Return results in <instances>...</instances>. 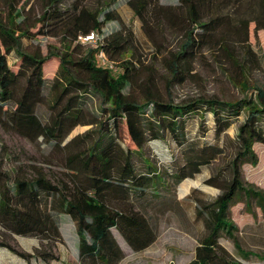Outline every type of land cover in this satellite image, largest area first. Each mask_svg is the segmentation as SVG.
<instances>
[{"label": "trees", "instance_id": "16d2710c", "mask_svg": "<svg viewBox=\"0 0 264 264\" xmlns=\"http://www.w3.org/2000/svg\"><path fill=\"white\" fill-rule=\"evenodd\" d=\"M157 1L128 0L127 5L157 53H160L162 44L157 41L149 17L155 21L158 34L161 32L158 29L160 23H166L168 29L179 33L176 48L167 50L166 56L161 58L167 74L163 85L167 90L192 76L191 64L210 40L218 50L227 52L222 42V35L227 31L234 30L237 35L241 32L247 40L250 21L264 26V0H177L176 13L158 6ZM2 3L5 10L0 11L4 13L2 18L0 16V121L28 141L48 139L59 146L76 125L95 124L92 120L78 121L80 97L90 92L102 105L103 121L99 123V133L104 135L99 134L86 144V136L90 134L86 131L62 145L64 149L70 148L61 166L62 182L53 184L37 171L29 179L18 178L2 188L0 227L17 236H36L41 240L52 237L60 241V217L67 216L69 221L66 224L76 236L75 258L79 264H116L122 258V252L112 230L133 252L146 249L155 240L146 217L134 206L143 202L141 195L156 182L153 178L159 180V176L146 159L142 163L147 172H136L132 156L139 153L149 140L160 139L164 131L176 135L189 115L202 116L209 112L216 134L242 115L235 134L234 153L228 161L229 178L222 187L218 186L220 192L211 206L201 205L196 211V215L205 214L207 233L187 263L242 264L230 258L217 240L222 230L229 237L231 231L236 230L232 216L228 217L233 213L236 193L258 198L264 206V198L249 187L251 184L245 183L247 186L241 180L243 166L261 167L255 150L264 149V89L257 84L249 87L241 78L239 85L243 94L233 102L200 98L178 104L163 102L153 92L156 81L152 75L144 83H138V64L131 57L120 60L125 53H130L133 45L130 30L120 28L100 38L95 47L82 48L78 43L79 35L93 32L99 36L106 23H120L112 11L90 10L79 0H73L67 8L61 9V0H44L38 16L30 19L23 13V5L18 6V0H2ZM38 36L59 37L63 42L61 51L43 56L20 51L22 38ZM245 48L248 49L247 45ZM99 51L113 65H118V74L97 67L95 56ZM10 52L15 60L8 64L6 58ZM53 64L57 66L47 82L44 69L49 74ZM132 85L144 89L146 96L142 101L123 93ZM45 86L52 95L51 108H58V111L49 121L42 123L34 108L41 103V90ZM120 130L126 139L123 148L117 142L122 141ZM74 146L76 150H73ZM221 154V148L204 145L197 152L185 155L181 163L176 162L174 172L169 176L174 184H178ZM1 176L2 173L0 180ZM212 181L213 177L208 178L204 184L212 186ZM190 194L188 198L192 197ZM0 248L24 262L30 258L45 264L57 260L50 250L22 253L2 241ZM235 248L245 255L237 244Z\"/></svg>", "mask_w": 264, "mask_h": 264}, {"label": "rangeland", "instance_id": "374dc122", "mask_svg": "<svg viewBox=\"0 0 264 264\" xmlns=\"http://www.w3.org/2000/svg\"><path fill=\"white\" fill-rule=\"evenodd\" d=\"M18 1V6L24 7L23 13L25 12L30 19H33L40 13L44 0ZM72 1L61 0V9L67 8ZM79 1L90 10L112 11L119 17L123 26L117 22L106 23L101 29L99 38L107 37L120 28L123 31L132 32L133 45L130 53H125L120 60L131 57V60L138 64L139 71L136 75L138 83H144L145 79L152 75L156 81L153 92L163 102L170 101L178 104L198 98L233 102L242 97L243 93L239 85L241 78L245 79L249 87L257 84L264 89V26L256 22H249L247 40L243 38L241 32L237 35L234 30L222 35L224 49L227 52L218 50L210 40L194 58L191 64L192 76L182 84L173 85L167 90L163 85L167 74L161 58L166 56L167 50L176 48L180 41L178 31L168 29L166 23H160L158 29L161 32L158 34L155 31V21L149 17L152 30L157 35V41L162 44L160 53H157L155 46L144 33L140 21L133 17L127 5L128 0ZM176 4L177 0L157 1L158 6L170 8L168 11L171 13H176L174 10ZM1 10H5L2 0H0ZM3 15V12L0 13L1 18ZM62 44V40L57 36L22 38L20 51L43 56L48 52L61 51ZM84 47L82 45V48ZM72 55L75 57V53ZM6 60L8 64H11L15 60L14 54L10 52ZM56 66V64L52 65L49 74L44 69L47 82L52 78ZM110 72L118 74L120 72L118 65H113ZM123 93L136 101H142L146 96L144 89L137 88L135 85L131 88L126 87ZM41 95L43 99L35 106L34 113L44 123L49 121L58 108H51L52 95L47 86L42 88ZM80 98L78 106L81 107V114L78 121L92 120L95 124L76 125L59 146L48 139L38 138L28 141L13 131L8 124L0 121V173H2L0 190L11 185L10 183L18 178H31L37 171H40L53 184L62 182L61 166L67 150H70V148H62V145L72 137L82 135L86 131H90L85 139L86 144L94 141L99 134H103V132L99 133L101 129L99 123L103 121L99 98L90 92L83 94ZM8 106L12 109L10 103ZM0 117H2L1 114ZM242 119L243 116L240 115L221 133L216 134L214 120L209 112H204L202 116L189 115L183 120L182 129L176 135L164 131L160 139L149 140L139 153L132 156L131 161L136 172H147L142 163V160L146 159L159 176V180L153 178L156 182L145 189L141 195L143 202L135 203L134 206L146 217L155 233V240L146 249L133 252L112 230L122 252V258L116 264H187L192 260L194 248L207 233L205 214L202 212L196 215V211L201 205L209 208L220 192L218 186L222 187L228 180V161L234 153L235 134ZM120 137L122 141L117 140V142L120 148H123L126 139L122 130H120ZM103 141H107L105 136ZM204 145L217 146L221 148L222 154L207 165L199 167L197 173L191 178H185L180 183L174 184L173 178L169 175L174 172L176 162L181 163L185 155L197 152ZM73 150H76L75 146ZM255 152L257 157H260L262 173L260 168L243 166L241 180L244 184H251V186L245 185L264 198V149L260 147ZM212 177L214 185L204 184L206 179ZM192 191H194L193 194ZM188 194L192 197L188 198ZM233 201L234 210L228 217L232 216L236 230L231 231L230 237L222 230L219 232L217 242L230 258L242 264H264V206L258 198L251 196L247 198L243 193H236ZM67 218V216L60 217L62 233L60 241L52 237L41 240L36 236H17L6 232L1 227L0 241L22 253L34 254L37 250H50L57 260L48 261L46 264H79L75 258L76 236L71 226L66 224L69 221ZM235 244L245 255L237 251ZM0 264L45 263L35 258L25 262L19 258L17 260L16 256L0 248Z\"/></svg>", "mask_w": 264, "mask_h": 264}, {"label": "built area", "instance_id": "2783aa9c", "mask_svg": "<svg viewBox=\"0 0 264 264\" xmlns=\"http://www.w3.org/2000/svg\"><path fill=\"white\" fill-rule=\"evenodd\" d=\"M99 39H100L99 36L93 32H90L86 35L77 36V41L79 44L90 47H95ZM95 61L97 67L99 68L108 69V70H111L113 68V64L107 60V58L105 57L104 53H102V51L96 53Z\"/></svg>", "mask_w": 264, "mask_h": 264}, {"label": "crops", "instance_id": "0c3cea01", "mask_svg": "<svg viewBox=\"0 0 264 264\" xmlns=\"http://www.w3.org/2000/svg\"><path fill=\"white\" fill-rule=\"evenodd\" d=\"M18 260V259H17Z\"/></svg>", "mask_w": 264, "mask_h": 264}]
</instances>
